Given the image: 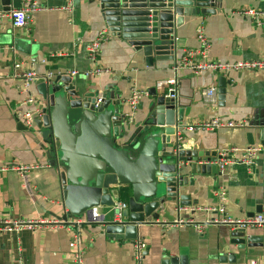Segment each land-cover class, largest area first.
<instances>
[{
    "label": "crops",
    "instance_id": "crops-1",
    "mask_svg": "<svg viewBox=\"0 0 264 264\" xmlns=\"http://www.w3.org/2000/svg\"><path fill=\"white\" fill-rule=\"evenodd\" d=\"M20 2L11 0L8 10L20 6ZM38 2L48 9L34 12L22 28L12 25L6 14L8 10L0 0V225L21 219L61 221L64 213L58 171L48 162L43 128L27 129L14 115L20 99L18 82L12 76L14 60L21 63V70L31 69L39 77L50 70L55 73L52 78L70 76L69 71L76 69L78 74L70 76L73 81L94 88L98 96L105 89L113 90L122 99L124 111L130 87L136 85L145 90L147 94L138 102L132 127L145 118L152 100L149 92L158 90V81L176 78L182 125L214 116L242 123L240 127H219L213 131H186L183 134L186 144L214 149L217 155L228 147L261 148L253 166L229 165L214 179L196 176L197 183L188 190L191 199H196V206L216 205L219 202L216 191L222 189L231 218L244 219L257 206L264 214V148L259 138V131L264 127V70H230L224 75L227 79L224 99L209 105L199 91L209 85L217 87L220 74L211 70L195 73L190 67V63L201 60L197 53L198 26L209 43L207 60L264 59V27L256 26L238 13L248 7L264 9V0H222L214 14L184 16L176 28L177 67L171 60H154L152 65H146L139 52L110 33L94 3L87 0ZM101 30L106 34L97 64L105 71L98 77L86 78L82 72L92 66L86 57V45ZM190 51L194 54L188 56V65L178 67ZM32 90L39 98L35 83ZM230 155L228 158H234L237 153ZM21 166L34 167L22 172L18 170ZM119 201H124L123 194L116 199ZM180 217H191L199 224L206 215L201 210L180 209ZM73 219L54 226L39 223L32 228L0 230V264H69L72 251L69 241L76 230L83 243L84 264H138L136 241L144 245L139 264H158L161 257L169 255H186L193 264H264V247L237 249L229 244L228 225L221 223H207L198 232L193 224L175 225L177 216L168 214L157 222L148 219L149 223L140 225L138 238L131 242L109 237L97 226L71 227L69 222ZM232 253L235 258L229 261L226 256Z\"/></svg>",
    "mask_w": 264,
    "mask_h": 264
},
{
    "label": "water",
    "instance_id": "water-1",
    "mask_svg": "<svg viewBox=\"0 0 264 264\" xmlns=\"http://www.w3.org/2000/svg\"><path fill=\"white\" fill-rule=\"evenodd\" d=\"M87 1L96 5L110 33L139 52L146 65L171 60L176 67V28L184 16L214 14L222 0ZM1 2L8 10L11 0ZM34 83L48 162L58 171L63 221L85 215L89 221L83 224L100 227L114 239L134 242L138 227L148 219L157 222L173 213L178 218L181 208L196 206L188 192L197 183L196 176L214 179L221 174L215 164L216 150L186 144L177 99L164 91L151 89L146 116L132 127L125 120L122 99L109 88L98 96L94 88L77 84L68 75ZM226 84V76L219 75V101L224 99ZM98 97L101 101L95 105ZM259 138L264 148V127ZM80 159L90 163L82 164ZM124 187H129L126 206L116 209ZM94 207L101 210L96 219L91 216ZM255 212L261 213L260 206L247 217ZM228 229L229 244L237 249L264 247V224L228 225ZM234 254L226 259L232 261ZM157 262L193 264L186 255H169Z\"/></svg>",
    "mask_w": 264,
    "mask_h": 264
},
{
    "label": "built area",
    "instance_id": "built-area-1",
    "mask_svg": "<svg viewBox=\"0 0 264 264\" xmlns=\"http://www.w3.org/2000/svg\"><path fill=\"white\" fill-rule=\"evenodd\" d=\"M48 9L46 6L41 5L38 0H21L20 6L11 7L6 11L7 16L11 19V23L14 27H26L31 16L34 12ZM242 16L248 17L252 22L255 23L258 27H264V9H255L252 7L244 8L238 11ZM105 30L98 31L93 39L86 45V57L92 63V66L88 67L82 72V75L86 78H93L100 76L105 69L97 64V56L100 51L102 42L105 40ZM196 37L200 42V48L197 53L200 55L201 60L196 63H190V67L195 73H200L203 70H211L216 74L225 75L230 70L242 71V70H264V59H254V60H242L235 62H220V61H211L206 58V50L209 46L208 40L204 35L203 29L201 26L196 28ZM191 51L185 54L182 58V62L178 64V67H183L188 65L189 59L188 56H191ZM177 67V66H176ZM12 76L14 80L18 82V93L20 95L19 103L15 108L14 115L17 120L22 122L27 129L38 130L40 126L37 125L38 119L41 117L40 111V100L37 95L32 90L33 83L38 79H49L55 74L53 71H48L43 76L39 77L36 73L29 70H21V63L14 60L12 65ZM70 76H75L78 74V70L73 69L68 73ZM157 91H164L166 96L177 97V80L176 78H170L166 80L158 81L156 84ZM200 95L202 100L209 104L215 105L218 101L217 87L215 85H209L200 89ZM146 91L139 89L136 85L130 87V92L125 100L127 109L125 110V120L129 124H133L134 113L137 109L138 102L140 98L146 95ZM101 101V98L96 99L95 105ZM242 126L241 122L223 120L218 116H214L210 119L200 120L190 122L188 124L182 125L180 128L186 131H213L219 127H240ZM180 138V133H178V139ZM261 151L259 146L248 145L243 148L237 147H228L219 152V157L216 159L215 164L217 170H223L229 165L233 164H245L250 167L255 164L256 156ZM230 153H237V156L234 158H228L231 156ZM34 166H21L18 168L19 171L25 172L29 168ZM225 191L219 189L216 191V197L219 202L216 205L212 206H192L190 208L183 207L181 209H187L189 211L201 210L205 213L206 218L203 222L195 224L191 217L186 219L181 218L180 216L174 222L175 225H185L193 224L198 232L204 228V225L207 223H221L225 225H240L247 224V226H261L264 224V215L262 213H257L254 216L246 217L244 219H233L227 214L226 205H225ZM126 206L124 201L116 202L114 207L116 209H122ZM92 218L96 219L99 213V208H92ZM89 221L86 219L85 215L73 219L69 222L71 227H79L81 224ZM42 223L49 225H58L63 223V220L51 219L45 221H34L29 219H21L12 222L5 223L0 225V230H10L18 229L20 227L32 228L33 226ZM68 226V225H67ZM69 228V226H68ZM69 245L71 247V258L69 264H84V248L83 243L81 242L80 232L71 233ZM135 249V259L139 264L141 253L144 250L143 243L136 241L134 243Z\"/></svg>",
    "mask_w": 264,
    "mask_h": 264
},
{
    "label": "trees",
    "instance_id": "trees-1",
    "mask_svg": "<svg viewBox=\"0 0 264 264\" xmlns=\"http://www.w3.org/2000/svg\"><path fill=\"white\" fill-rule=\"evenodd\" d=\"M121 192L123 194V200H124V202H126V197H127L128 193H129V187L122 188Z\"/></svg>",
    "mask_w": 264,
    "mask_h": 264
},
{
    "label": "rangeland",
    "instance_id": "rangeland-1",
    "mask_svg": "<svg viewBox=\"0 0 264 264\" xmlns=\"http://www.w3.org/2000/svg\"><path fill=\"white\" fill-rule=\"evenodd\" d=\"M181 115H182V111H181ZM80 162H81L82 164H88V163H90V161H89V160H87V161H84L83 159H80Z\"/></svg>",
    "mask_w": 264,
    "mask_h": 264
}]
</instances>
